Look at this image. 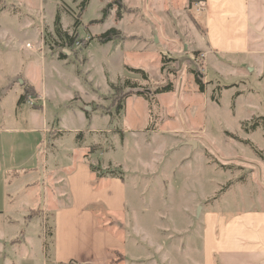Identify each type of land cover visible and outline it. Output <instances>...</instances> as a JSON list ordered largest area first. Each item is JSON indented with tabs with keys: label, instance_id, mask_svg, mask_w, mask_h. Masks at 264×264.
<instances>
[{
	"label": "rangeland",
	"instance_id": "obj_1",
	"mask_svg": "<svg viewBox=\"0 0 264 264\" xmlns=\"http://www.w3.org/2000/svg\"><path fill=\"white\" fill-rule=\"evenodd\" d=\"M82 1L0 0V131L11 129L5 139L0 134L2 217L13 216L23 224L35 219L31 227L42 234L46 261L52 263L53 209L43 206V154L40 164L33 155L49 141L61 163L72 161L73 155L78 162L82 153L86 162L93 160L85 197L100 195V204L87 211L98 214L108 243L116 238L118 246L105 264H218L205 245L213 223L264 210V140L259 131L264 128L247 131L264 117V81L258 84L241 71L233 77L207 54L204 9L198 15L192 5L201 0H122V29L127 36L135 34L136 42L126 40L113 51L115 45L98 40L116 27L114 19L99 20L106 5L91 0L83 10ZM57 11L63 30L76 36L72 48L55 35ZM164 56L168 62L161 71ZM105 64L109 68L102 70ZM123 65L143 70L147 79L125 71L120 75ZM196 73L206 83L204 93L198 92ZM127 80L135 84L132 90L172 83L173 91L123 100V93L131 90L123 89ZM244 82L262 94L239 96L235 104L237 90L231 85ZM25 84L34 87L38 105L19 103ZM46 128L51 142L46 137L43 145ZM57 130L69 133L55 143ZM86 130L83 143L75 146L76 134ZM33 158L38 174H4L9 162L19 166L22 159L33 165ZM44 158L46 164L47 152ZM55 185L48 191L57 192ZM109 190L111 197L106 196ZM121 195L122 208L111 210L104 204L119 202ZM93 218L89 225L95 226ZM7 227L14 233H9L14 236L5 242L7 247L24 238L25 226ZM31 252L42 258L36 249Z\"/></svg>",
	"mask_w": 264,
	"mask_h": 264
},
{
	"label": "crops",
	"instance_id": "obj_2",
	"mask_svg": "<svg viewBox=\"0 0 264 264\" xmlns=\"http://www.w3.org/2000/svg\"><path fill=\"white\" fill-rule=\"evenodd\" d=\"M101 1L103 5H106L103 11L110 8L108 17L102 21V23L114 19L116 27L109 30H117L120 37L106 44L98 43L105 46L115 45L114 48H112L113 51L125 43L126 40L136 42L134 39L135 34H128L127 36L125 31H123L122 25L124 24V20L121 19L122 12L119 17L118 7L111 4L112 0ZM90 2L91 0L87 3L86 8ZM123 2L125 1L123 0ZM201 2L204 7L203 31L206 34V41L209 46L207 54L210 53L216 57L217 65L219 67L221 66L222 70H231L233 77L236 76L238 71H241L246 77L250 75V78H255V81L259 82L258 84L264 81V0H201ZM58 13L60 14V12L57 11V14ZM101 19L102 18L99 20ZM78 28L81 29V25H79L77 29ZM67 33L71 36L74 35L73 32ZM74 37L76 36L74 35ZM111 54L112 53H109V55ZM61 56L62 58L60 57V59L67 60L65 55ZM106 65L109 68V65L105 64L102 70H104V66L106 67ZM122 70L123 72L120 73V75L124 74L125 65H123ZM248 79L242 78V80ZM104 80H106L105 77ZM109 84L111 83L109 82ZM231 86L237 90L234 92L236 99L242 95H244V97L246 95V97H258L262 94L255 89L254 84L251 82L249 84L244 82L239 85L234 84ZM239 86L245 88L244 92L238 89ZM261 91L264 92V83L262 84ZM78 92L79 91L74 92L73 101L78 99L76 97ZM42 94L45 97L44 93ZM39 97L41 98V103H43V97L40 95ZM236 99L234 102L235 104H237L239 100ZM79 106L81 110L83 107L81 105ZM82 112L85 113L87 119H91V116H89L87 112ZM8 131H11V129L0 131L3 139L9 137L6 136ZM259 131H262L261 137L264 140V131ZM85 132H87V130L80 131L76 134L75 146H79L83 141ZM43 133L45 135L43 137L44 145L45 138L47 137L46 135L49 133L48 128L44 129ZM66 133L69 132L57 130L55 136H57L58 139L53 141L56 143V141L63 138ZM55 136H53V138ZM47 138L50 139L51 142V138ZM35 142L37 144L41 142V140ZM50 145H52L51 148L49 147ZM41 149L42 150H38L37 153L33 155L34 157L36 156V160H38L40 164L41 155L43 154V172L41 174V180L43 181L42 185L46 194L43 198V206L48 210L53 209L51 214L53 224V253L51 254L53 256L51 257V264H70L71 262L77 264H105L110 260L109 257H111L110 254L113 253V248H117L118 246L116 244V238L114 239L113 237L111 243H108V232L101 229L99 223L96 221L97 217H99L98 214L96 215L95 213L87 211L90 206L100 204L98 202L100 201V195H96L94 200L85 197L89 189L88 185L91 182V170L89 165L93 160L86 162L88 159H85V155L82 153L79 158L80 161L78 162L74 160L75 156L73 155L74 158L72 161L69 158L67 163H61L56 153L57 147L53 143L51 144L48 141L47 145H44V148ZM46 152L47 165L44 163ZM22 156L25 157L24 155ZM20 162L22 163L19 166H17L18 163L14 165L13 162L6 164L3 170L4 174L7 175L11 172L15 173L17 176L16 172H21L25 173L26 177H29L34 172L37 173L39 171V167L34 164V158L32 159L33 165L25 164L26 161L22 159H20ZM69 164H71L70 167H67ZM2 179L3 177L0 176V180ZM12 182L13 181L8 182L9 187L12 186ZM51 183L56 184L55 188L57 186V192L51 193V191H48ZM110 192V190L106 192L107 197L112 196ZM91 196L93 197V194H91ZM123 201L124 196L121 195L119 202L113 203L112 201H104V204L109 209L114 210L122 208L125 204L122 203ZM8 204L10 206L11 202H8ZM4 214L3 211H0V218L2 219L0 220V264H36L39 260H41L42 264H49L46 261L48 256L45 251L42 234H35L31 227V224L35 223V219L29 224L27 222L23 224L13 216L10 218L2 217ZM14 215L16 216L17 213ZM93 216L95 218H93ZM92 218L97 222L95 226L89 225V221H91ZM6 220L9 221L6 223ZM6 224L11 226L14 225L18 228L21 225L19 229L25 226V229H22L25 231L24 238L15 245L11 244L9 247L6 246L5 242L14 235H9L10 232L13 233V230L8 228ZM212 228L211 233H209V231L207 232L205 245L209 256L212 258L217 257L218 264H264V210L239 213L230 220L222 218L219 222H214ZM6 248L8 252H6ZM33 249H36V255L37 253L41 255V259L38 255L37 258L31 256L33 253L31 251Z\"/></svg>",
	"mask_w": 264,
	"mask_h": 264
},
{
	"label": "trees",
	"instance_id": "obj_3",
	"mask_svg": "<svg viewBox=\"0 0 264 264\" xmlns=\"http://www.w3.org/2000/svg\"><path fill=\"white\" fill-rule=\"evenodd\" d=\"M75 1H77V0H75ZM89 1L90 0H83L82 1V4H81L82 9H84L86 7V5ZM112 5H116L118 7L119 11H120V9L121 10L123 9L122 0H113ZM109 11H110V8H107L103 11V17L101 19V22L104 21L108 17ZM119 16H120V13H119ZM55 35L59 40L62 41L63 44H66L70 48H72L76 43V37H73L69 33L63 31L62 26H61V18H60L59 13L57 14L56 19H55ZM119 35L120 34L117 30L112 29V30H109L108 32L104 33L103 35H101L98 38V40L101 44H106V43H109L113 40L118 39L120 37ZM167 62H168V60L166 59V57L165 56L162 57V64L163 65H162L161 71H164L165 67H167L166 66ZM125 71L128 73H131L133 75H138L139 77L141 76L142 79H147V74L141 69H134V68H130V67L126 66ZM195 80L199 85L198 92L204 93L206 83L202 80L199 73L198 74L196 73ZM23 87H24V90H23V94H22L20 101H19L20 104L25 103L28 96L36 95V92H35V89L33 86L25 84V85H23ZM126 87H130L131 90H128V92H126V93L122 92L123 93V95H122L123 100L125 98L131 97L133 95L141 96L144 98H146V97L150 98L152 96L167 94V93H170L173 91L172 83H168L165 86L158 87L157 89H154V90H150V89L132 90V89H135V84H131L130 81L127 80L125 82V86H123V89ZM227 88H229V87H227ZM114 89H115V91H117L118 89L122 90V88H117V87H115ZM117 109H119V110L122 109V103L118 104ZM258 127L264 128V117H260V118L258 117L256 120H254L253 124L249 127V129L247 131H256V129ZM79 137H80V135H79ZM261 157H263V156L261 155ZM263 159H264V157H263ZM70 264H77V263L71 262Z\"/></svg>",
	"mask_w": 264,
	"mask_h": 264
},
{
	"label": "built area",
	"instance_id": "obj_4",
	"mask_svg": "<svg viewBox=\"0 0 264 264\" xmlns=\"http://www.w3.org/2000/svg\"><path fill=\"white\" fill-rule=\"evenodd\" d=\"M192 5L195 8V11L197 10L198 15H199L200 11H202L204 9L203 4L200 1L193 2ZM37 101L39 102V99L30 95L26 99V104L29 105L30 107H34V106L38 105Z\"/></svg>",
	"mask_w": 264,
	"mask_h": 264
}]
</instances>
